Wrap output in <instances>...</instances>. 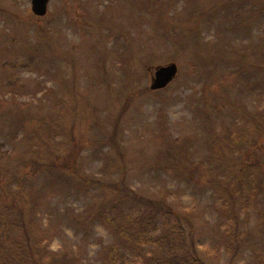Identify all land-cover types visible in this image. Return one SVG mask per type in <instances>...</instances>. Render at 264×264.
<instances>
[{"label":"rangeland","instance_id":"rangeland-1","mask_svg":"<svg viewBox=\"0 0 264 264\" xmlns=\"http://www.w3.org/2000/svg\"><path fill=\"white\" fill-rule=\"evenodd\" d=\"M0 11V158L8 157L0 181L23 180L36 189L45 250L103 264L118 240L111 227L79 221L94 204L78 193L77 166L80 175L104 184L124 173L144 199L170 193L168 203L204 262L250 264L252 248L264 241L253 219L240 216L248 235L231 258L221 246L226 229L211 208V188L197 194L156 155L184 142L195 159L206 157L211 145L230 137L237 108L258 106L249 86L264 66V0H50L42 18L30 12V0H0ZM171 26L175 37L163 39ZM234 51L240 56L231 64ZM253 59L262 60L257 68ZM171 63L175 79L151 91L155 69ZM52 137L55 155L69 149L78 164L70 162L67 174L33 166L40 173L29 175L25 151ZM112 140L127 165L108 174L118 158Z\"/></svg>","mask_w":264,"mask_h":264},{"label":"trees","instance_id":"trees-1","mask_svg":"<svg viewBox=\"0 0 264 264\" xmlns=\"http://www.w3.org/2000/svg\"><path fill=\"white\" fill-rule=\"evenodd\" d=\"M172 28L164 29V38H171ZM239 54L232 53L231 64H236ZM255 56L260 59L261 55L257 53ZM261 61L253 59L249 64L257 68ZM261 71L260 79L249 86L258 106L251 111L236 109L238 114L234 120L240 125L233 129L230 139L226 137L223 143L220 140L215 142L209 147L207 156L200 159L185 151L184 142L179 146H167L160 155H156V160L162 163L169 160L167 168L172 170L177 181L185 183L189 189L194 186L197 194L200 189L211 188V208L222 215L221 227L226 229L220 238L221 246L223 243L227 246L231 258L240 248V238L248 235V230H241L240 216H248L246 220L253 219L255 228L264 236V66ZM49 126L47 124V128ZM38 139L30 145L32 149L25 151L22 159L29 175L38 176L41 165L50 173L67 174V167H73L68 165L70 162L78 164L69 149L57 154L60 157L56 156L52 143L48 144L52 138L39 140L35 148ZM112 143V147L117 149V166L111 167L112 172L108 174L118 173L115 172L117 170L122 172L127 165L119 143L116 140ZM64 146L67 148L69 145ZM171 148L174 150L172 155L169 153ZM57 158L58 162H53ZM7 159L0 158V179L4 173L1 165ZM105 161L113 165V160ZM73 168L72 177L73 181L77 179L78 193L92 198L90 202L94 204L86 207L79 221L111 227L118 239L108 246L103 264H207L192 249L195 244L183 228V217L168 203L170 193L159 191L157 199H144L130 187L124 173L117 182L104 184L80 175L77 166ZM210 185L216 186L212 188ZM36 192L23 180L13 179L9 184L0 181V264H81L80 255H67L66 252L55 255L45 250L47 234L41 231L36 218L40 209ZM237 202L239 208L235 211L233 208ZM243 209L250 213L242 215ZM258 245L262 248H252L250 264H264V241Z\"/></svg>","mask_w":264,"mask_h":264},{"label":"water","instance_id":"water-1","mask_svg":"<svg viewBox=\"0 0 264 264\" xmlns=\"http://www.w3.org/2000/svg\"><path fill=\"white\" fill-rule=\"evenodd\" d=\"M32 12L36 16H43L46 12L47 0H31ZM176 68L174 65H171L166 68H160L155 73V79L153 85L151 86L152 90L161 89L165 87L175 76Z\"/></svg>","mask_w":264,"mask_h":264}]
</instances>
